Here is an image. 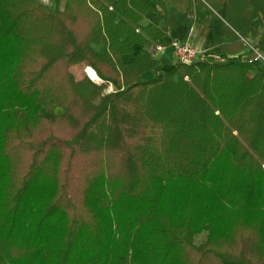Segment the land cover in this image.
<instances>
[{
	"label": "trees",
	"instance_id": "1",
	"mask_svg": "<svg viewBox=\"0 0 264 264\" xmlns=\"http://www.w3.org/2000/svg\"><path fill=\"white\" fill-rule=\"evenodd\" d=\"M172 1L235 41L162 70L164 0H0V264H264V0Z\"/></svg>",
	"mask_w": 264,
	"mask_h": 264
},
{
	"label": "crops",
	"instance_id": "2",
	"mask_svg": "<svg viewBox=\"0 0 264 264\" xmlns=\"http://www.w3.org/2000/svg\"><path fill=\"white\" fill-rule=\"evenodd\" d=\"M164 2L169 16L173 17L177 25L175 27L171 26L161 40H152L149 42H160L166 46L163 51H160L155 55L152 54V57L160 61L162 64V70L175 63V56L171 47V41L173 39L188 40L196 46L200 53L207 54L216 53L221 48L222 44L235 41L236 37L224 35L222 32L221 24L223 16L220 10L213 13L212 8L207 5L202 8H196L195 11L190 14L187 11L181 10L172 0H164ZM50 3L51 5H55L56 0H50ZM63 6L64 0H61V7L63 8ZM113 7L117 11L118 17H121L123 14V8L117 0H114ZM148 24L163 27L165 25V11L161 7H158L155 10H147L141 20V25L146 26ZM237 38L239 39V37ZM148 45L149 44H136L135 51H138L141 48L148 49ZM245 51H247L246 48L243 52ZM240 53L241 52L236 53L235 55ZM244 56H246L245 53ZM130 57L131 55H124L125 59ZM86 71L88 72V69H86ZM156 73V70L151 68L144 71L142 77L144 79H150L154 77Z\"/></svg>",
	"mask_w": 264,
	"mask_h": 264
},
{
	"label": "built area",
	"instance_id": "3",
	"mask_svg": "<svg viewBox=\"0 0 264 264\" xmlns=\"http://www.w3.org/2000/svg\"><path fill=\"white\" fill-rule=\"evenodd\" d=\"M239 39L243 41L246 46V56L244 59H248L249 61H262L264 62V51L259 48L255 43L254 40L249 37V35H238ZM165 44L156 42L151 43L148 45V49L152 54H156L160 51L165 49ZM171 47L173 49V53L175 56V61L184 62V63H191L197 59H208L209 54L207 53H200L196 46H194L188 40L182 39H173L171 41Z\"/></svg>",
	"mask_w": 264,
	"mask_h": 264
},
{
	"label": "rangeland",
	"instance_id": "4",
	"mask_svg": "<svg viewBox=\"0 0 264 264\" xmlns=\"http://www.w3.org/2000/svg\"><path fill=\"white\" fill-rule=\"evenodd\" d=\"M43 2H45V3H48V4H51L50 3V0H42ZM52 5H54V4H52ZM218 10H220V12H221V14H222V16L224 15V13H225V11H226V9H225V6L223 5V6H221ZM263 31V28L262 29H260V32H262ZM223 32V31H222ZM224 34V33H223ZM225 35V34H224ZM247 35H249V37H251V39L252 40H254V43L256 44L257 42H258V38H256V37H258V36H254L252 33H250V34H247ZM256 39V40H255ZM99 48H101V46H98ZM150 52V51H149ZM151 53V52H150ZM152 54V53H151ZM176 59H174V61H175ZM86 67L87 66H85L84 67V63H80V64H77V65H75V66H73L72 67V71L75 73V75H76V77L77 78H80V77H82L84 74H87V72H86ZM88 75V74H87ZM93 79V78H92ZM94 80V79H93ZM95 81H97V82H101V79L100 80H95ZM112 89H114V87H113V85H111V84H109V86L106 88V90H105V92H109V91H111ZM57 111L58 112H63L64 111V108L63 107H57ZM203 239H205V235H200V237H198V240L197 241H202Z\"/></svg>",
	"mask_w": 264,
	"mask_h": 264
},
{
	"label": "bare ground",
	"instance_id": "5",
	"mask_svg": "<svg viewBox=\"0 0 264 264\" xmlns=\"http://www.w3.org/2000/svg\"><path fill=\"white\" fill-rule=\"evenodd\" d=\"M88 74L95 80H100L99 76L97 75L96 71L93 70L91 67H87Z\"/></svg>",
	"mask_w": 264,
	"mask_h": 264
},
{
	"label": "clouds",
	"instance_id": "6",
	"mask_svg": "<svg viewBox=\"0 0 264 264\" xmlns=\"http://www.w3.org/2000/svg\"><path fill=\"white\" fill-rule=\"evenodd\" d=\"M87 72V71H86ZM87 74H88V72H87ZM89 76V75H88ZM90 77V76H89Z\"/></svg>",
	"mask_w": 264,
	"mask_h": 264
}]
</instances>
